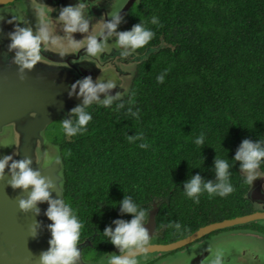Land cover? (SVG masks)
<instances>
[{
	"label": "trees",
	"instance_id": "16d2710c",
	"mask_svg": "<svg viewBox=\"0 0 264 264\" xmlns=\"http://www.w3.org/2000/svg\"><path fill=\"white\" fill-rule=\"evenodd\" d=\"M128 16L129 30L142 21L155 37L139 49L144 55L136 58L125 107L117 110L121 101L92 104L86 109L92 116L87 131L68 138L61 128L58 142L65 203L83 224L81 236L95 233L96 242L113 220L130 221L118 206L126 194L146 212L157 200L158 227L181 225L172 240L253 212L246 197L250 184L232 158L244 139H264V0H141ZM153 16L162 27L151 23ZM129 106L139 119L127 114ZM136 132L144 134L147 149L139 147L142 141L127 140ZM201 133L203 147L194 143ZM217 154L229 162L235 191L227 197L204 193L197 204L183 184L195 174L215 180ZM263 222L220 230L264 234Z\"/></svg>",
	"mask_w": 264,
	"mask_h": 264
},
{
	"label": "clouds",
	"instance_id": "9594fccd",
	"mask_svg": "<svg viewBox=\"0 0 264 264\" xmlns=\"http://www.w3.org/2000/svg\"><path fill=\"white\" fill-rule=\"evenodd\" d=\"M47 7H49L47 4L41 2V6L35 10L36 23L34 27L16 16H12L7 21V23L14 25V30L7 33L10 43L3 56L7 57L9 53H14L11 64L17 66L21 81L27 79V73L41 62L42 53L48 51L49 46L63 47L62 39H67L72 48H80L86 40L83 48L85 54L95 57L105 52L108 41L114 37L115 47L121 50L119 52L120 57L127 59L138 49L147 46L155 37V32L147 29L142 21L133 25L131 30L119 31V26L124 22V17L121 15L122 9L116 10L112 5L111 11L102 17L103 30L100 36L89 35L93 23L89 18L90 13L86 14L88 4L85 0H78V3L74 5L64 6L57 10L56 19L62 23L64 33V37L61 38L53 33L52 26L46 19L45 8ZM151 23L162 27L155 16L152 17ZM2 31L0 28V32ZM76 33L82 34L83 39H76L74 35ZM61 57L63 58V53H61ZM167 72L168 69H165L157 76L158 83L164 82ZM115 88H117V84L113 80L104 81L101 76L93 80L91 75L71 84L69 96H77V98L82 99V104L73 107L68 113V118L60 120L64 133L68 137H72L87 131V125L92 120V116L86 109L94 103L111 107L115 101H121L116 105V108L117 110L123 109L125 103L122 92H116L115 95L111 94ZM101 94H104V99L100 98ZM128 103L129 105L132 104L131 99ZM127 114L139 119L138 112H134L131 106L128 107ZM127 140L130 143L142 141L139 144L142 149L149 147V144L144 142L145 138L142 132L127 135ZM194 143L203 147L205 143L204 134L201 133ZM14 155L18 156L19 153L16 152ZM232 160L236 163L239 162V172L244 175L245 184L253 185L257 179H264V173L260 171L261 165L264 163V139L256 141L244 139ZM54 161L55 164L61 166L59 155L54 157ZM35 162L40 164L39 160ZM32 165L33 159L31 157L14 159L13 155H4L3 158H0V181H4L6 178V168L10 169V179H8L7 185L14 190L21 189L23 193L27 194L18 197L19 209L25 214L32 212L34 216H39L41 209L38 204L47 203L49 205L44 215L52 222L47 225L51 232V238L48 241L49 248L39 255V264H80L82 251L79 245L83 224L71 207L64 202L63 197L54 198L52 195L54 191L57 192L58 188L62 193V173L59 171L57 174L59 178L57 184V181L50 176L43 175L40 169H35ZM42 169L46 170L48 167L42 164ZM214 172L215 180H206L200 174L191 175L183 184L185 195L199 204L200 196L204 193L210 197L217 195L227 197L232 194L235 189L230 182L229 162L222 159L218 154L214 158ZM61 196L57 194V197ZM118 206L121 215L129 214L132 219L130 221L115 219L112 221L114 227L109 225L102 232L107 238L106 241L114 245L119 253H107L106 264H140L138 257L147 256L151 249L152 236L149 234V229L145 227L147 224L146 216L149 212L147 213L145 209L139 207L128 194L118 202ZM33 223L35 235L31 237L36 238L43 225L41 221L35 219ZM168 227L175 228L178 232L181 230L180 223L176 221L169 222ZM158 228L157 224L156 230ZM196 242L199 241L196 240ZM206 251L210 255L206 256L201 264H226L228 249L225 247L210 243ZM101 264H104L103 260Z\"/></svg>",
	"mask_w": 264,
	"mask_h": 264
},
{
	"label": "water",
	"instance_id": "95a60500",
	"mask_svg": "<svg viewBox=\"0 0 264 264\" xmlns=\"http://www.w3.org/2000/svg\"><path fill=\"white\" fill-rule=\"evenodd\" d=\"M11 1L13 0H0V5ZM123 14L121 12V15ZM1 16L0 14V19L2 18ZM5 23L7 24L6 20L0 21V28L6 26ZM58 59L57 64L41 59V62L27 73V79L23 81L18 76L17 66L12 65L11 62L6 66L0 65V131L7 125H12L14 134L16 133L17 143L13 146L11 153L2 150L0 145V158H3L4 155H13L14 159L31 157L33 159V168L40 169L43 175L50 176L57 181V184L59 183L57 174L60 171L62 173V193H60L58 188L57 192L54 191L52 195L54 198L63 197L65 202V176L61 150L57 144L54 146L47 144L45 129L49 123L58 118H68L69 111L73 107L82 104V99L77 98V96H69L70 85L89 75L93 77V80H96L100 77V71L80 64L75 65L70 62V57L67 59L69 64L66 65H62L63 62L60 57ZM101 78L103 79L102 76ZM125 89L126 86L122 90ZM118 91L119 85L117 83V88L113 89L111 94L115 95ZM124 93L125 91L122 92V94ZM100 98L104 99V94H101ZM56 149H59V153H57ZM16 152L19 153L18 156L14 155ZM57 155L61 157V166L55 164L54 157ZM36 160H39L40 164H37ZM42 164L48 169H42ZM261 172L264 173L263 171ZM5 173V180L0 181V264H39V255L42 251L49 248L48 241L51 238V232L48 230L47 225L52 222L44 215L49 205L47 203L38 204L41 209L39 216H34L32 212L27 214L22 212L19 209L18 197L21 195L26 196L27 194L23 193L21 189L14 190L11 186H8L7 181L10 179V169L6 168ZM57 194L62 196L57 197ZM246 197L255 205L253 212L203 225L175 241L155 243L151 250H177L207 236L213 231L251 221H263L264 179H257L253 185H249ZM158 212V203L154 202L153 207L149 210L146 220L147 224L145 225L149 229L150 235L156 232ZM34 219L41 221L43 225L36 238L31 237L35 235ZM254 232L256 231L251 230V233L254 234ZM234 233L248 242H260L259 239L240 233L237 230H234ZM257 233L262 234L261 232ZM220 242L219 239L211 242L208 237L199 241L196 253L197 258L193 260L194 264H199L206 256L210 255L206 251L210 243L220 245ZM250 257L252 258L253 254ZM186 260L183 257V261ZM177 261L178 258L176 259ZM226 261H230L228 256H226ZM162 263L157 262L155 264ZM80 264L88 263L81 259Z\"/></svg>",
	"mask_w": 264,
	"mask_h": 264
},
{
	"label": "rangeland",
	"instance_id": "374dc122",
	"mask_svg": "<svg viewBox=\"0 0 264 264\" xmlns=\"http://www.w3.org/2000/svg\"><path fill=\"white\" fill-rule=\"evenodd\" d=\"M31 3V0H29ZM21 3V0H14L13 3H7V4H3V5H7V6H3L0 5V10H1V14L2 18L0 19L1 22H3V20L8 21L9 19L12 18V16H16L17 18L29 23L30 20H33L34 22H36V18H35V10L34 7L32 5H27V11L28 14L26 16H23L22 14H20V10H19V4ZM110 6V5H109ZM109 7H105L104 9H99V10H94L92 11L93 14L99 15V11H101L104 14V11L106 9H108ZM92 20L93 23V27L90 30V32L88 33L89 35H95L97 37H99L100 33L103 30V18L101 19V16H94L93 18H90ZM30 24V23H29ZM6 25V32L3 33V42L0 45V48H2L0 50L1 54L3 55V53L7 52V47H1L2 45H7L10 43V40L7 37V33L10 31L14 30V26L13 24H9V23H5ZM21 26H24L23 24H21ZM62 29V27L60 25L55 24L54 26H52V31L54 30H58V34H56L57 36H60L61 38L64 37V33L63 31L60 32V30ZM75 38L80 40L83 39V35L80 33H76L74 34ZM99 35V36H98ZM1 37V38H2ZM62 44L63 47H59V46H49V55L52 56H61V53L66 54V55H72L74 54V52L78 49L84 48L85 44H86V40L81 44L80 48H72L69 46L67 39H62ZM83 50V49H81ZM119 50V49H118ZM107 51H110L109 49H107ZM121 51V50H119ZM139 52V49L135 52L137 53ZM109 53V52H108ZM111 53V52H110ZM14 55V53H9L7 55V57H10V61L12 59V56ZM44 55V52H43ZM48 55V56H49ZM118 57V55H116ZM70 56H68L69 58ZM65 59L66 63L69 64V62L67 61V59ZM94 58V57H93ZM41 59L46 61L45 59H43V57L41 56ZM104 61H102L103 63L97 61V65L103 67V69H106L109 67V64H114V66L110 67V68H115L116 66L121 68H129V67H125L124 64L121 62V57L119 55V59L117 58H113L112 54H106V57H103ZM49 63H53V64H57V60H53V61H46ZM59 63V62H58ZM121 63V65H120ZM134 63L132 64L131 68L129 69V71L133 68ZM109 72H114L116 73L115 70L112 69H108ZM133 70H131V72L129 73V76H127V82L130 83V78H131V73ZM119 75V74H118ZM122 82L125 80L124 78L120 77L119 79H116V83H118V81ZM125 90H120L118 92H124ZM60 120H62L61 118H58L54 121H52L51 123H49V127L47 129V135H46V140H47V144L54 146L55 144L59 145L60 150H61V146H60V137H61V122ZM16 133L14 134V128L12 125H7L6 127H4L1 131H0V145L2 150H5V152L7 153H11L13 146L16 145ZM68 137V136H67ZM57 138V139H56ZM69 138V137H68ZM17 148V147H16ZM57 153H59V149H56ZM62 155V153H61ZM157 201V200H156ZM165 230H167L165 232V235L161 241V243H167V242H171V241H175L179 238V237L175 240H172V238H174V236L178 233V235H180L181 230L178 232L175 228H170L168 226H163L162 227ZM237 230L240 233H243L245 235L248 236H252L255 237L257 239L260 240V242L254 241V242H248L246 240H244L242 237L235 235V233L233 234V231ZM186 236V235H185ZM209 240L212 242L215 239H219L220 245L219 246H223L226 249H228V253L226 256H228L230 258V261H226L227 263L230 264H264V235L259 234L257 232L251 233V230H248L247 228H238V229H230V230H219L216 233H213L210 237H208ZM194 243L196 244V246H193ZM193 244L192 246H190L187 249V246L181 247L177 250H172V251H167L165 253L162 254L161 257H159V259L152 263L155 264L157 262H163L162 264H194V261L197 257H196V253H197V242H193L191 243ZM189 244V245H191ZM201 249L205 250L203 247H200ZM184 249V250H183ZM155 254V253H154ZM157 254V252H156ZM191 254V257H190ZM253 254V257L251 258L250 255ZM91 256H95L94 251L90 252ZM152 255V254H150ZM183 257H185L187 260L183 261ZM190 257V259H188ZM192 257H195L193 260H191ZM178 258V261L176 262V259ZM151 261V260H150ZM149 261V262H150ZM165 261V262H164ZM201 264V262L199 263Z\"/></svg>",
	"mask_w": 264,
	"mask_h": 264
},
{
	"label": "flooded vegetation",
	"instance_id": "af4514ba",
	"mask_svg": "<svg viewBox=\"0 0 264 264\" xmlns=\"http://www.w3.org/2000/svg\"><path fill=\"white\" fill-rule=\"evenodd\" d=\"M140 1L141 0H85V2L88 4L86 14L90 13L89 18H93L94 16H97V17L101 16V19H102V17H105L106 14L111 11V5L116 10L122 9V12L124 13L122 15L124 17V22L121 23L118 30L119 31H125V30H129V28H130V22L128 20V18H129L128 13L131 10L135 9L137 4ZM13 2H14V0L11 1V3H13ZM41 2L45 3L49 6V7L45 8V13H46V19L48 20L50 25L54 26L55 24H57V25H60L62 27V23L56 19V17L58 16L57 10L60 9L61 7H64V6L74 5V4L78 3V0H31V3L29 0H21V3L19 4L20 14H22L23 16H26L28 14L27 5H32L34 7L33 10H36L37 8H39L41 6ZM8 3H10V2H8ZM1 5H3V4H1ZM3 6H7V5H3ZM105 7L106 8L109 7V8L104 11V14L101 11L98 12L99 15L92 13V11H94V10L104 9ZM0 13H1V10H0ZM1 14H3V13H1ZM23 20H24V18H23ZM102 22H103V20H102ZM29 23L34 27L36 22H34L33 20H30ZM2 28H3V31L0 32V45L3 42L4 37H2V36H3V33L6 32L7 27L4 26ZM58 32H59L58 30L53 31V33L55 35L58 34ZM60 32H62V29L60 30ZM1 47H7V45L4 44ZM1 49L2 48H0V50ZM107 49H109L110 51H107ZM148 49H150V47ZM79 50L80 49L76 50L74 52V54H72V55L63 54V58L59 55L58 57H60L61 61L63 62L62 65L68 64V63H66L65 59L68 58V56H70V62H73L75 65L80 64V65L91 67V68H94L95 70L100 71L99 74H100V76L103 77L104 81H107L110 79L116 83V79H119L120 77H122L125 80L123 82H122V80L118 81L119 91L122 90L125 86H127L128 82H127L126 78H127V76H129V73L131 72V70L134 71L135 64H136V58L139 57V55L140 56L144 55V54H140L139 52H137V53H139V55H136V53H134L132 56L128 57L127 59L121 58V62L124 64L125 67H129L128 69L124 68L122 66H121V68H119L117 66L115 68H110V67L114 66L115 63L109 64L108 68L103 69V67L97 65V61L103 63L102 62V61H104L103 57H106V54H112L113 58L119 59V52H120L119 50L120 49L118 50L115 47V38L114 37L108 41V45H107L105 52L98 55V56H95L94 58H93V56H89V55L85 54L84 50H81V51H79ZM49 54H50L49 50L44 52V55L42 53L43 59H45L46 61L59 60L58 57H55V56H52ZM116 55H118V57ZM9 61H10V57H4L0 52V65H5V66L9 65L10 64ZM74 61H76V62H74ZM133 63H134V66L129 71V69L131 68ZM120 65H121V63H120ZM108 69L115 70L116 73L109 72ZM48 127H46V129H45L46 135H47ZM151 208H149V210ZM149 210H148V212H149ZM147 217H148V215H147ZM147 217H146V220H147ZM87 231H88V229H87ZM102 232H103V230H101V233ZM102 235H103V233H102ZM150 236H152L151 237V247H152L155 243H157V244L161 243V241L164 237V229L158 228L156 230V232L151 234ZM95 237H96L95 233L86 234V235L80 237L79 248L82 251L81 259L84 260L86 263H88V264H101V261L103 260L104 264H106L107 253L117 252V254H119L118 249H116L114 245L106 243L104 235H103V237L102 236L97 237L96 242L94 240ZM192 245L193 244L188 245L184 249H187ZM197 245H199V242H197ZM193 246H196V244L194 243ZM91 251H94L95 256L90 255ZM156 252H157V254H156ZM165 252H167V251H159V250H151L150 249V252L147 254V256H140V257H138V260L140 261V264H152V263L156 262L159 259V257H161L162 254ZM150 254H152V255H150Z\"/></svg>",
	"mask_w": 264,
	"mask_h": 264
}]
</instances>
